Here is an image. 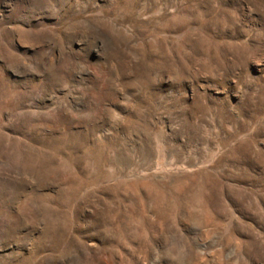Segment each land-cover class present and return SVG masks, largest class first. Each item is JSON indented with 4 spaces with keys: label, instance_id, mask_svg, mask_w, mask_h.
<instances>
[{
    "label": "rangeland",
    "instance_id": "1",
    "mask_svg": "<svg viewBox=\"0 0 264 264\" xmlns=\"http://www.w3.org/2000/svg\"><path fill=\"white\" fill-rule=\"evenodd\" d=\"M0 264H264V0H0Z\"/></svg>",
    "mask_w": 264,
    "mask_h": 264
}]
</instances>
